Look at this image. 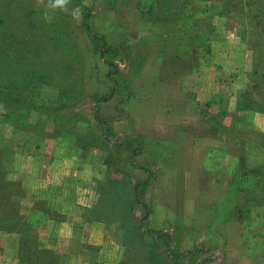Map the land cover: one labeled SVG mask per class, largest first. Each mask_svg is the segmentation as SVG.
<instances>
[{
  "label": "rangeland",
  "instance_id": "rangeland-1",
  "mask_svg": "<svg viewBox=\"0 0 264 264\" xmlns=\"http://www.w3.org/2000/svg\"><path fill=\"white\" fill-rule=\"evenodd\" d=\"M51 3L0 0V264H61V246L45 243L42 230L47 217L65 218L32 192L34 181L50 174L53 158L101 172L99 189L127 199L119 264H264V0H70L63 11ZM101 38L111 48L102 47ZM160 50L177 58L180 89L193 93L200 118L216 125V146L200 147L197 178L188 179L196 163L185 155L172 165L185 173L184 197L199 203L198 195L217 208L229 193L228 211L238 205L235 225L229 231L217 226L225 235L218 247L195 242L193 233L176 248L169 231L149 228L143 196L156 170L144 168L145 180L128 185L108 156L116 143L132 157L142 140L112 135L111 120H96L98 101L122 93L123 77L138 74L143 60L156 67ZM105 59L117 69L110 82ZM42 189L48 190L45 183ZM129 197L144 206L141 216L129 212ZM56 230L50 226L49 236ZM90 248L87 261L95 264Z\"/></svg>",
  "mask_w": 264,
  "mask_h": 264
},
{
  "label": "crops",
  "instance_id": "crops-1",
  "mask_svg": "<svg viewBox=\"0 0 264 264\" xmlns=\"http://www.w3.org/2000/svg\"><path fill=\"white\" fill-rule=\"evenodd\" d=\"M108 27L111 26L108 24ZM152 32L154 30L147 31L148 34ZM155 54H161L162 58L156 67L149 65V59L143 60L138 74L123 77L122 93H113L96 104L97 117L111 120L109 128L112 135L130 134L142 140V149L132 157H127L116 143L110 144L108 156L115 162L116 173L125 175L128 185L145 180L144 168L156 170L154 180L147 184L143 196L149 228L169 231L171 245L176 248H183L193 233L198 234L195 242L203 241L209 247H218L219 240L225 235L216 232L217 226L224 225L229 231L235 225L232 213L238 205L233 207V211H228L232 209L228 208L231 202L229 193L221 202L222 206L217 208L212 203L203 204L197 195L198 202L203 204L199 208L200 204L194 203L191 197H184L182 178L185 173L172 165L180 155H185L184 161L196 163L189 168L188 179L197 178L200 147L216 146V125L210 120L203 121L199 107L194 105L193 93L188 95L180 89L177 58L167 57L161 50ZM106 73H103L104 78L110 82ZM109 93L108 90L97 94L104 96ZM210 126L212 133L209 132ZM194 145L199 148L194 150ZM193 154H196L195 159ZM61 159H50L46 166L50 174L45 180L38 179L37 185V180L33 184L34 196L42 198L56 216L65 218L61 222L47 217V226L42 230L43 241L47 244L54 241L61 246V264L73 258H84L85 264H89L90 247L95 249V264H119L123 255L121 227L126 222L124 209L128 208H124V203L127 199H119V191L113 193L99 189V185L105 184L102 183L104 175L101 172L91 171L89 174L79 165ZM117 181L116 178L105 182L114 184ZM43 183L47 191L42 189ZM195 189L198 193L199 188ZM110 193L113 196L108 195ZM129 203V212L133 211L135 217L141 216L144 206L133 203L131 197ZM194 215L198 218L196 223H191ZM53 225L57 230L51 237L50 226ZM191 225L197 230L190 231L188 227Z\"/></svg>",
  "mask_w": 264,
  "mask_h": 264
},
{
  "label": "trees",
  "instance_id": "trees-1",
  "mask_svg": "<svg viewBox=\"0 0 264 264\" xmlns=\"http://www.w3.org/2000/svg\"><path fill=\"white\" fill-rule=\"evenodd\" d=\"M84 27H85L84 30L88 33L89 36H91V38H92V37H93V38H96V36H98L97 33H94V32H92L91 30H89V28L87 27L86 24L84 25ZM101 42H102V43H101L102 47H108V48H111V47H109L108 45H106V43L104 42V40H103L102 38H101ZM106 49H107V48H106ZM93 50H95L96 53H97L100 57L103 56V54H102V49L97 50V48H95V49H93ZM102 58H103V57H102ZM105 63H107V65H108L109 67H111V69H109L108 72L106 73L107 77L110 79V76L112 75V73H113V72H117V69H116V66H115L112 62H110V61H108V60H106V59H105ZM112 66H114V69H112ZM102 99H104V98H102ZM39 106H41V105H39ZM96 120H97L98 122H101V123H102V122H103V123H107L105 120L100 119L99 117H97ZM136 185H137V184H136ZM136 185H135V186H136ZM134 196H135V200H137L135 194H134ZM146 215H147V209H145V213H144L142 219H144V218L146 217ZM145 232H148V233H151V234H157V236H159V237H166V238H167V234H165V233H161V232H156V231H153V230H151V229H146Z\"/></svg>",
  "mask_w": 264,
  "mask_h": 264
},
{
  "label": "clouds",
  "instance_id": "clouds-1",
  "mask_svg": "<svg viewBox=\"0 0 264 264\" xmlns=\"http://www.w3.org/2000/svg\"><path fill=\"white\" fill-rule=\"evenodd\" d=\"M69 3H70V0H52L51 7L59 8L63 11L65 8V5Z\"/></svg>",
  "mask_w": 264,
  "mask_h": 264
}]
</instances>
